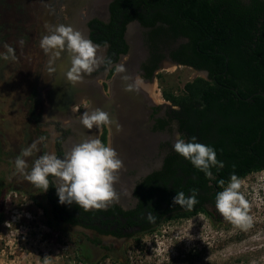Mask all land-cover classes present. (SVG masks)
Returning <instances> with one entry per match:
<instances>
[{
  "label": "flooded vegetation",
  "instance_id": "1",
  "mask_svg": "<svg viewBox=\"0 0 264 264\" xmlns=\"http://www.w3.org/2000/svg\"><path fill=\"white\" fill-rule=\"evenodd\" d=\"M105 1L109 5L107 15L94 11L89 16L84 15L88 18V22L81 16L76 21L74 20L78 23L85 21L80 29H77L76 26L74 28L84 35L88 33L85 35L86 39H91L94 43L101 45L99 55L111 58L114 64H119L121 58L130 53L132 44L136 43L146 53L145 60L140 64V76L151 84H154L155 80L158 83L161 81V71H167L173 67L189 68L198 74H205L206 78H209L208 71L195 70L176 60L175 56L180 57L181 53L185 51L184 46L189 43V38L174 35L172 27L161 21H157L153 27H145L141 19L134 17L136 11L134 7L130 8L127 14L122 13L120 20L114 19L112 6L116 4L117 0ZM68 2L69 0H0V49H3L5 43L9 44L15 50L16 59L18 53L21 52L24 55L21 60L30 59L28 62L30 61L32 69L34 68L35 71L33 76L36 83L34 82L35 87L28 99L29 107H31L28 112L30 113L29 119L37 126L31 130V135L37 137L38 129L45 130L43 135L45 140L36 151V159L46 152H54L57 156L63 157L64 153L70 151L77 144L74 141H79L81 136L72 128L64 126L52 106L56 96L53 92L54 87L70 84L66 77H62L60 74L63 72L66 74L69 70L63 69L62 61L66 60V55L63 53L62 58L56 62L55 73H49V57L39 47L41 37L47 34L46 25H69L72 9L66 7L65 4ZM71 2L73 3L74 0ZM81 2L80 0L79 4ZM141 11L139 10V12ZM143 13L146 14V12ZM126 16L131 18L130 21ZM132 26H136L135 38L130 37ZM21 38L26 40L23 46L19 44ZM105 42L108 45L106 48L104 47ZM69 59L70 57L67 58V60ZM59 62L62 68L58 67ZM16 64L20 68L17 71L24 73L23 61H17ZM114 75L113 69L110 68L106 71L102 65L98 71L90 76H85L82 83L72 85V89L78 90V94L79 92L83 93V89L88 83L93 84L103 77L109 81ZM103 86L108 91V84L104 83ZM147 89L144 86V91ZM162 99L164 103L154 104L151 107L150 121L153 123L152 132L166 134V138L159 142L158 149L151 158H148L147 161L144 159L127 172L125 177L127 185L129 186L130 181L134 182L131 197L127 195L128 190L123 184V194L117 202L110 203L103 210L85 211L75 204L61 205L52 184L48 191L43 193V188L37 187L28 180L27 183H23L27 188L32 189V192L28 189L21 192L24 191L25 195L34 198L36 204L40 203L37 194L43 198L44 204L41 206L47 217V222H52L56 231L68 242L73 243L75 251L81 247L82 253L92 256L94 249L101 248L106 251L109 258H113L122 251L127 243L142 244L144 237H156L166 224L184 220L182 217L178 218V215L193 213L198 209L197 204L192 208H182L179 205L168 204L163 200L159 206L162 191L166 187L172 189L176 183L175 178L185 176L179 165L167 166L166 159L174 153L173 144L176 136L177 134L182 136V134L179 130V123L173 119L172 114V111L178 110V108L165 100L163 92ZM89 104H82L78 108L77 115L81 114L84 106ZM35 111L36 114L33 115ZM102 128L100 139L108 145V130L105 126ZM34 162L26 163L23 170L25 175L30 173ZM172 170H176L178 174L173 175ZM261 172H250L247 177L255 176ZM50 179L54 178L50 177ZM52 183L54 184L55 181ZM203 206L210 213L209 216H205L211 220H221L222 216L216 211L212 201H207ZM149 215L153 217L152 220L148 219Z\"/></svg>",
  "mask_w": 264,
  "mask_h": 264
},
{
  "label": "trees",
  "instance_id": "2",
  "mask_svg": "<svg viewBox=\"0 0 264 264\" xmlns=\"http://www.w3.org/2000/svg\"><path fill=\"white\" fill-rule=\"evenodd\" d=\"M132 7L145 27L161 21L174 35L189 38L176 60L209 73L208 79L188 82L180 94L165 89L163 96L178 108L172 114L182 137L195 136L197 142L214 147L225 167L213 168L215 178L209 180L174 152L167 157V166L179 165L188 179L175 178L174 187H166L159 202L173 204L176 192L190 195L196 189L198 209L178 218L209 216L203 204H215L216 193L222 190L219 180L227 183L233 173L243 180L250 172L264 171V0H117L112 6L114 19L120 20ZM48 226L56 231L52 222ZM90 258L77 249L78 262L92 264Z\"/></svg>",
  "mask_w": 264,
  "mask_h": 264
},
{
  "label": "rangeland",
  "instance_id": "3",
  "mask_svg": "<svg viewBox=\"0 0 264 264\" xmlns=\"http://www.w3.org/2000/svg\"><path fill=\"white\" fill-rule=\"evenodd\" d=\"M4 17V15H3ZM9 45V44H8ZM6 49H0L5 52ZM0 59V208L4 220L0 224V264H82L76 259L75 246L58 231L48 226L47 217L34 198L24 194L26 175L15 166L16 157L33 142L37 149L45 130L29 119V96L35 87L34 68L21 58ZM17 61H23L24 73L18 72ZM7 65V66H5ZM155 82L153 99L162 104L164 89L180 94L188 82L206 78L189 68L173 67L161 71ZM35 82V83H34ZM165 87V88H163ZM36 109V108H35ZM36 114V111L33 115ZM36 139H34V138ZM36 151L24 157L26 163L36 160ZM241 189L248 202L252 225L240 228L223 216L211 220L204 214L166 224L156 237H144L142 244L127 243L113 258H104L106 251L94 249L93 264H264V171L241 180ZM24 190L23 192H21ZM40 204H44L41 196ZM2 199V202H1ZM148 238V240H147Z\"/></svg>",
  "mask_w": 264,
  "mask_h": 264
},
{
  "label": "clouds",
  "instance_id": "4",
  "mask_svg": "<svg viewBox=\"0 0 264 264\" xmlns=\"http://www.w3.org/2000/svg\"><path fill=\"white\" fill-rule=\"evenodd\" d=\"M46 29L47 34L41 37L39 47L49 57V73H55L56 62L67 52L71 58V67L66 73V79L70 84L82 83L85 76H90L103 65L106 71L111 68L116 74L121 75L122 82L126 85L124 91L136 92L138 80L126 75L127 69L124 64H114L111 58L99 55L100 44L86 39L82 32L71 25L49 24L46 25ZM25 43L26 40L21 38L19 44L23 46ZM107 46L105 42L104 47ZM3 47L6 51L0 52V59L15 60L14 48L6 43ZM79 120L82 127L88 131L113 124L117 133L123 130L118 122L112 121L109 114L100 108L84 111ZM44 140L45 137H40V141ZM38 142H33L28 148L23 149L16 158L15 166L18 171H23L26 167L24 157H29L34 150H38ZM173 151L190 162L209 180L215 178L213 168L220 170L225 167L224 162L217 159L215 148L197 142L195 136L186 139L177 134ZM122 170L123 161L114 147L105 144L98 136H86L70 151L64 153L63 157L57 156L54 152L41 155L35 160L25 178L37 187L43 188V193H46L52 184L61 205L75 204L85 211L103 210L120 198L114 186L119 182V173ZM218 185L222 190L216 193V211L237 227H251L252 217L248 214V202L240 191L242 186L240 178L233 173L227 183L219 180ZM197 196L196 189H192L190 195L179 191L173 198V204L192 208L199 203ZM148 219L152 220L153 217L149 215Z\"/></svg>",
  "mask_w": 264,
  "mask_h": 264
},
{
  "label": "water",
  "instance_id": "5",
  "mask_svg": "<svg viewBox=\"0 0 264 264\" xmlns=\"http://www.w3.org/2000/svg\"><path fill=\"white\" fill-rule=\"evenodd\" d=\"M79 1L74 0L72 3L69 0L65 4L66 7L72 9L69 25L73 28L76 26L77 29H80V26L85 23V21L83 23L75 22L80 16L88 22V18L84 17L85 14L89 16L94 11L103 15L108 14L109 5L105 0H81V4H79ZM135 30L136 26H132L130 29L131 38H135ZM85 35H88V33H85ZM65 55L66 60L63 59L62 61L63 69H70L71 58L67 60L70 56L67 52H65ZM145 57L146 53L135 43L132 44L130 53L122 57L119 63L125 65L126 75L138 80L136 92L124 91L126 85L122 82L121 75L116 73L109 81H106V78L103 77L93 84L88 83L84 87L83 93L79 92L78 94V90L74 91L72 84L55 86L53 90L56 96L53 99L52 106L57 113L56 116L64 123V126L72 128L78 135H81L80 140L74 141L75 143H79L86 136H98L100 138L103 131L102 126L98 130L93 128L91 131L82 127L79 117L84 111L100 108L109 114L112 121L118 122L122 126L123 130L119 133L116 132L115 124L105 126L108 130V145L114 147L124 164V170L119 173V182L114 186L119 196L123 194L124 183L128 190L127 195L132 196L134 182L130 181L129 186L127 185L125 178L127 172L144 159L147 161L148 158H151L158 149L159 142L166 138V134L152 132L153 123L150 121V114L151 107L154 104L156 105L152 96L155 83L151 84L140 76V64L145 60ZM58 67H61L60 62ZM60 74L62 77H66L64 72ZM104 83L108 84V91L105 90ZM144 86L148 88L146 91H144ZM88 103L90 104L84 106L83 112L77 115L78 108L82 104Z\"/></svg>",
  "mask_w": 264,
  "mask_h": 264
},
{
  "label": "bare ground",
  "instance_id": "6",
  "mask_svg": "<svg viewBox=\"0 0 264 264\" xmlns=\"http://www.w3.org/2000/svg\"><path fill=\"white\" fill-rule=\"evenodd\" d=\"M140 164V163H139ZM140 167V166H139ZM128 184V183H127ZM124 185H125V183H124ZM128 197V196H127ZM124 198V197H123ZM125 200V199H124Z\"/></svg>",
  "mask_w": 264,
  "mask_h": 264
}]
</instances>
